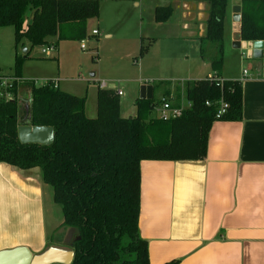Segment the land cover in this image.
Listing matches in <instances>:
<instances>
[{"label": "trees", "instance_id": "trees-1", "mask_svg": "<svg viewBox=\"0 0 264 264\" xmlns=\"http://www.w3.org/2000/svg\"><path fill=\"white\" fill-rule=\"evenodd\" d=\"M207 1L205 39L217 47L212 74L186 81L192 106L178 118L162 120L151 116L154 97L137 98L136 114L124 117L117 92L99 87L96 115L89 116L86 96L61 90L54 80L36 86L33 80L19 79L30 58V49L18 52L24 42L32 48L83 40L99 18L101 0H0V28H14L16 48L14 74L0 75V163L41 168L55 203L62 206V225L77 231L71 264H150L147 241L139 234L141 161L204 159L213 123L243 119L242 82L222 75L228 0ZM240 3L242 39L264 40V0ZM28 11L33 12L30 22ZM171 14L170 6H159L155 19L164 22ZM147 48H140L141 56ZM5 79L11 81L3 92ZM19 84L27 87L25 99L17 97ZM25 124L54 127L53 144H22L17 130Z\"/></svg>", "mask_w": 264, "mask_h": 264}, {"label": "crops", "instance_id": "crops-1", "mask_svg": "<svg viewBox=\"0 0 264 264\" xmlns=\"http://www.w3.org/2000/svg\"><path fill=\"white\" fill-rule=\"evenodd\" d=\"M107 2L116 18L104 37L128 24L126 41L139 50L148 47L142 63L151 67L147 79L158 83L162 95L175 91L174 83L212 74L217 47L205 39L207 0H101V6ZM238 5L240 0H228L222 75L242 82L243 119L213 123L204 159L140 163L139 234L147 241L150 264H264V66L262 60L249 58L246 49L232 45ZM159 6L172 8L167 21H156ZM10 44L16 55L14 37ZM20 49L27 54L29 42ZM23 67L19 79L36 83L25 77ZM57 79L61 90L84 96ZM17 95L28 97L24 84L18 85ZM63 219L41 168L0 163V251L20 246L33 254L49 246L71 249L77 231L62 226Z\"/></svg>", "mask_w": 264, "mask_h": 264}, {"label": "rangeland", "instance_id": "rangeland-1", "mask_svg": "<svg viewBox=\"0 0 264 264\" xmlns=\"http://www.w3.org/2000/svg\"><path fill=\"white\" fill-rule=\"evenodd\" d=\"M31 13L32 11H28L26 17L28 22L31 21ZM115 18L112 3L107 2L102 6L100 3L99 18L92 21V23L95 22L94 25L90 23L100 31L99 36L92 35V27H90L86 38L61 40L56 45L57 51L50 55L43 54L42 48L51 43L30 47L31 59L25 60L26 65L23 67L25 77L36 80V86H42L46 78L64 79L76 91L86 95V112L89 116L96 115V101L93 102L92 94L102 81H106L108 89L123 92V96H120L122 116H134L136 114L134 102L140 96L141 86L158 83L147 79L151 74V67L148 66V68L142 63L139 47L132 48L133 45L126 41L128 24L119 27L113 36L104 37L105 31L113 29ZM13 37L12 26L7 27L6 30H0V75L14 74L15 49L10 44L11 41L13 43ZM18 52L23 54L22 49ZM10 81L11 79L7 80V82ZM5 84L3 80L2 88H5ZM5 96L10 97L7 94ZM153 96L154 99L162 96L158 85L155 87ZM25 105L27 106V102ZM94 110L95 113H93ZM155 114L153 111L151 116L154 117ZM74 236L70 240L73 241Z\"/></svg>", "mask_w": 264, "mask_h": 264}, {"label": "water", "instance_id": "water-1", "mask_svg": "<svg viewBox=\"0 0 264 264\" xmlns=\"http://www.w3.org/2000/svg\"><path fill=\"white\" fill-rule=\"evenodd\" d=\"M241 6H236L233 16V47L246 49L249 58L262 60L264 66V40L245 41L241 33ZM154 86L146 84L141 86L140 99H152ZM18 139L22 144L51 145L55 139L52 126L19 125ZM80 237L78 236L77 239ZM74 250L49 246L41 253L33 254L28 247L20 246L0 251V264H71Z\"/></svg>", "mask_w": 264, "mask_h": 264}, {"label": "built area", "instance_id": "built-area-1", "mask_svg": "<svg viewBox=\"0 0 264 264\" xmlns=\"http://www.w3.org/2000/svg\"><path fill=\"white\" fill-rule=\"evenodd\" d=\"M91 32L92 35L98 34V30L96 29H93ZM55 50V45L51 43L47 47L42 48V53L50 55ZM58 81V79L54 80L55 86L58 85ZM185 82L186 81H179L177 83H174L173 85L176 86L175 91H171L168 95L163 94L159 99H156L152 108V112L154 111L156 113L154 116L155 118H159L162 120L178 118L192 106V102L186 97ZM5 83H7V80H5ZM100 85L103 88H107L106 81H102ZM178 91L179 96L177 94ZM116 92L119 96L123 94L121 90H117ZM224 109L225 105H222V108L218 112V116L224 112Z\"/></svg>", "mask_w": 264, "mask_h": 264}]
</instances>
